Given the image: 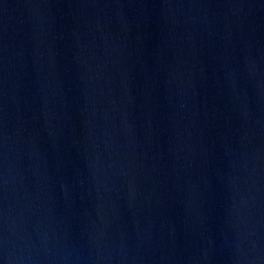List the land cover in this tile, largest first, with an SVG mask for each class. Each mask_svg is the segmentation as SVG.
<instances>
[{"label": "water", "instance_id": "95a60500", "mask_svg": "<svg viewBox=\"0 0 264 264\" xmlns=\"http://www.w3.org/2000/svg\"><path fill=\"white\" fill-rule=\"evenodd\" d=\"M0 264H264V0H0Z\"/></svg>", "mask_w": 264, "mask_h": 264}]
</instances>
